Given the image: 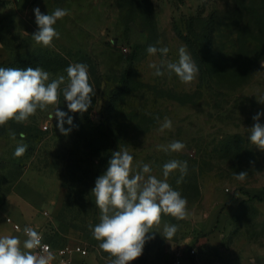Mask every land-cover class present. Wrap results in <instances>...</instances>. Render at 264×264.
<instances>
[{
  "label": "rangeland",
  "instance_id": "374dc122",
  "mask_svg": "<svg viewBox=\"0 0 264 264\" xmlns=\"http://www.w3.org/2000/svg\"><path fill=\"white\" fill-rule=\"evenodd\" d=\"M248 1L259 11L245 8ZM37 7L42 14L56 8L70 13L54 26L59 38L52 47L31 38L38 31L33 12ZM175 23L201 41L200 51L193 52L177 35ZM207 32L211 46L206 44ZM0 41L9 55L0 60V67H42L55 78L66 75L70 63H84L96 90L87 112L68 113L73 117L68 136L60 133L56 118L51 119L52 106L38 110L25 124L0 126V200L31 170L59 181L65 188V207L58 244L79 241L89 247L88 255H76L74 264H106L108 255L89 229L100 215L91 190L110 159L101 123L107 101L116 104L112 116L119 119L112 147L128 150L134 170L141 162L149 163L162 178L168 160L188 163L182 183H176L178 172L168 178L187 198L188 217L162 215L154 230L176 224L178 231L170 241L157 232L147 246L155 249L163 242L162 250L168 253L183 248L187 264H264V151L249 142L247 130L252 117L264 112L259 101L264 96V0H0ZM149 45L168 47L167 57L149 55ZM181 45L199 68L188 85L175 74L157 77L149 67L178 59ZM128 72L127 84L114 88ZM60 109L68 112L62 94ZM165 117L172 128L160 132ZM91 122L98 132H88L94 129ZM45 123L47 129L42 128ZM173 140L185 144L183 152L158 150ZM19 144L27 145V151L15 157ZM241 171L248 172L244 181L234 176ZM192 247L196 254L189 257L187 249ZM137 261L145 260L132 262Z\"/></svg>",
  "mask_w": 264,
  "mask_h": 264
},
{
  "label": "clouds",
  "instance_id": "9594fccd",
  "mask_svg": "<svg viewBox=\"0 0 264 264\" xmlns=\"http://www.w3.org/2000/svg\"><path fill=\"white\" fill-rule=\"evenodd\" d=\"M38 31L31 35L37 45L52 47L59 33L54 27L70 13L67 9L56 8L51 14H42L37 7L33 9ZM27 35V34H25ZM159 43V41L157 42ZM147 53L155 56L159 53L167 57L168 47L157 48L149 45ZM264 67V60H261ZM154 75L159 77L165 73L175 74L185 85L195 81L199 68L186 46L178 49L175 61L161 60L160 64L152 63ZM66 75L55 78L42 67H0V126L14 121L25 124L36 115L37 111H47L52 106L51 115L56 118V127L64 136L72 130L73 117L68 113L83 114L92 107V99L96 90L89 82L88 66L84 63H70L64 70ZM63 95L68 112L60 109V96ZM264 102V96L259 99ZM264 112L256 113L252 127L248 128V140L258 149L264 151V124L260 123ZM159 122V117L155 118ZM65 123L70 127L65 128ZM172 128V121L165 117L159 131ZM15 139V132H10ZM181 141L173 140L167 145H159L158 150L165 153H181L185 149ZM27 151V145L19 144L14 151L15 157H21ZM179 173L177 184L183 182L188 174L187 160L171 159L162 165V178L153 174L149 163H139L133 168V156L127 149L112 152L106 171L97 177L91 190L95 198V206L99 209V222L90 224L93 238L99 242V248L107 253L106 264H131L139 258L146 242L155 238L159 232L167 241L173 239L178 231L176 224H164L162 231V215H171L176 220L188 217V201L186 197L174 189L168 182L173 173ZM247 171L234 173L235 179L244 181ZM17 231H20L17 228ZM24 239L17 235L0 236V264H52L54 254L43 237L32 226L22 230Z\"/></svg>",
  "mask_w": 264,
  "mask_h": 264
},
{
  "label": "crops",
  "instance_id": "0c3cea01",
  "mask_svg": "<svg viewBox=\"0 0 264 264\" xmlns=\"http://www.w3.org/2000/svg\"><path fill=\"white\" fill-rule=\"evenodd\" d=\"M2 51L5 52V55L0 53V60L7 59L9 55L8 53L6 54V50L0 41V52ZM48 181L51 182L48 183ZM3 196L0 200V236L17 235L22 240L24 239L22 231H17L11 223L5 220L7 215H11L16 221L22 224H28L38 229L50 231L53 238L59 226L58 213L63 206L65 198V188L59 181H53L47 175L31 170L17 182L12 191ZM45 210L48 211V214L44 213ZM67 243H71V241ZM163 245V242H159L154 249L149 248L146 242L139 259L145 261H161L176 253L164 252L162 250ZM95 254L100 255L98 248H96Z\"/></svg>",
  "mask_w": 264,
  "mask_h": 264
},
{
  "label": "built area",
  "instance_id": "2783aa9c",
  "mask_svg": "<svg viewBox=\"0 0 264 264\" xmlns=\"http://www.w3.org/2000/svg\"><path fill=\"white\" fill-rule=\"evenodd\" d=\"M43 129L48 128V124L45 123L42 125ZM45 214H48V211H44ZM5 220L12 224L13 228L20 231L23 230L25 226H31L28 224H22L19 221H16L13 216L7 215ZM33 227V226H32ZM35 228V227H34ZM38 232L42 234L43 240L42 243L46 244L49 250L54 254L55 259L52 261V264H74L75 256L76 255H88L89 247L85 246L82 243H66L64 245H55L53 244L52 233L47 230H42L35 228ZM183 248L179 249L176 253H174L171 257L161 260V261H137L131 262V264H187L185 262V256L183 254ZM187 253L189 257H192L196 254V247H192L187 249ZM191 260H189L188 264H191Z\"/></svg>",
  "mask_w": 264,
  "mask_h": 264
},
{
  "label": "trees",
  "instance_id": "16d2710c",
  "mask_svg": "<svg viewBox=\"0 0 264 264\" xmlns=\"http://www.w3.org/2000/svg\"><path fill=\"white\" fill-rule=\"evenodd\" d=\"M245 8H247V9H249V11H253V12L259 11V7L257 5H255L254 3H252V1H248L247 3H245ZM129 12H130V10H129ZM174 29H175L177 35L186 42V44L191 48V50L193 52L197 53L198 51L201 50V47H202V45L200 43L201 41L198 42L197 40L192 39V37H190L188 34H185L179 28V26L176 23L174 24ZM196 34L197 33L195 32V35ZM206 35L208 37L206 44L208 46H211L212 45L211 32H207ZM128 75H130L129 72L123 74L122 78L119 79V83L114 85V88H117L118 86L120 87V86L126 85L127 81H128L127 77H129ZM133 84L134 85H132V86H135L137 84V82L134 81ZM126 93H127V91H126ZM115 105H114V103H112L110 101L105 102V105H103V111H102V115H101V123L103 126H105V153H106L107 159L111 158L112 152L117 151L116 149H113V147H112V145H113V139H112L113 138L112 137L113 128L119 122L118 118H115L112 116L114 111H115ZM91 124H92L94 129L93 130L89 129V131H88L89 133L93 134V132H98L100 130V128L94 126L92 122H91ZM95 128H98V129L95 131ZM136 129H137V127H136ZM113 150H115V151H113ZM253 198H259L260 199V198H262V196L258 197L257 195H253ZM64 207L65 206H63L58 213L59 226H58V229L55 231L54 236H53V240H52L53 244H55V245H62V244H58L57 239H59L58 237L61 234L60 222H61V217H63V215H64Z\"/></svg>",
  "mask_w": 264,
  "mask_h": 264
}]
</instances>
